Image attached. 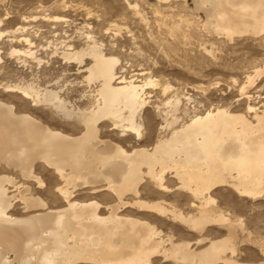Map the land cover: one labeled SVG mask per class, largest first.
<instances>
[{
  "label": "bare ground",
  "instance_id": "6f19581e",
  "mask_svg": "<svg viewBox=\"0 0 264 264\" xmlns=\"http://www.w3.org/2000/svg\"><path fill=\"white\" fill-rule=\"evenodd\" d=\"M193 2L196 11L208 19L205 29L209 33L229 40L264 35V0ZM85 55L93 60L86 70L88 83L100 84L91 109H70L69 102L54 90L19 84L0 87L47 110L43 122L0 99V171L17 172L24 181L43 186L36 172L42 164L60 181L52 193L60 206H54L0 172V264H156L157 257L178 264H240L226 257L236 252V226L210 208L209 195L222 186L234 187L246 198L261 195L264 110L258 113L250 108L254 122L222 109L208 111L150 148L128 151L110 139L103 140L100 132L110 119L113 132L138 136L140 125L135 117L146 105L144 90L152 83L142 86L116 77L118 60L97 47L77 54L75 61L81 64ZM261 73L256 70L255 76ZM253 79L249 76L247 84L254 83ZM69 119L74 125L63 127L62 122ZM146 177L162 199L172 191H182L192 197L193 208L200 200L199 213L186 216L165 200L139 199ZM169 177L175 180L174 186L168 184ZM80 191H85L83 197ZM101 192L109 197L105 204L97 201L101 195L95 197ZM18 204L24 214L16 217L12 212ZM153 216L172 217L197 233L208 225L224 226L229 237L211 241L197 252L190 243L164 239L150 222Z\"/></svg>",
  "mask_w": 264,
  "mask_h": 264
},
{
  "label": "rangeland",
  "instance_id": "374dc122",
  "mask_svg": "<svg viewBox=\"0 0 264 264\" xmlns=\"http://www.w3.org/2000/svg\"><path fill=\"white\" fill-rule=\"evenodd\" d=\"M207 21L193 0H0V87L19 84L54 90L69 102L70 109H91L100 89L98 82L91 85L87 81L86 70L93 60L85 55L80 64L75 56L97 47L103 55L118 60L116 77L142 86L152 83L145 87L146 105L135 117L139 135L113 132L108 119L100 132L103 140L110 139L128 151L150 148L191 119L217 109L254 122L250 108L258 113L264 110V35L229 40L209 33ZM256 70L263 73L255 76ZM249 76L254 78L251 85L247 84ZM0 91V99L16 106L19 113L47 121L45 107L37 109L16 92ZM72 122L63 121L62 126L70 127ZM0 172L29 186L32 195L45 203L60 206L52 195L60 181L42 164L36 172L43 186L24 181L17 172ZM168 180L175 185L174 179ZM144 181L139 199L149 203L165 200L186 216L199 213L200 200L196 199L193 208L192 197L182 191H172L162 199L150 179ZM84 193L78 194L83 197ZM99 196L102 199L97 201L103 204L109 199L105 192L95 197ZM209 196L213 200L210 208L236 226V252L226 257L240 264H264V189L260 196L246 198L234 187L222 186ZM22 208L18 204L12 213L23 215ZM150 222L164 239L190 243L197 252L211 241L229 237L227 228L219 225H208L197 233L172 217L153 216ZM202 238L206 241L197 243ZM157 259L156 264H178Z\"/></svg>",
  "mask_w": 264,
  "mask_h": 264
}]
</instances>
